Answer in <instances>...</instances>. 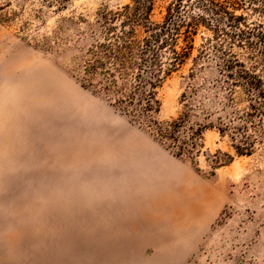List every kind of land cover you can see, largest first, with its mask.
<instances>
[{"label": "rangeland", "instance_id": "374dc122", "mask_svg": "<svg viewBox=\"0 0 264 264\" xmlns=\"http://www.w3.org/2000/svg\"><path fill=\"white\" fill-rule=\"evenodd\" d=\"M134 1L0 0V264H264V0H238L245 38L210 12L179 37L188 54L150 111L126 103L135 69L103 89L99 46ZM173 2L152 0L149 21ZM230 54L257 64L261 94L226 78Z\"/></svg>", "mask_w": 264, "mask_h": 264}, {"label": "trees", "instance_id": "16d2710c", "mask_svg": "<svg viewBox=\"0 0 264 264\" xmlns=\"http://www.w3.org/2000/svg\"><path fill=\"white\" fill-rule=\"evenodd\" d=\"M241 5L238 0H174L173 4L167 9L163 21L158 23L149 21V14L153 6L152 0H149L147 4L143 5V12H140L142 8L140 0L134 1L132 8L125 6L124 10L130 9L132 13L127 14L124 11V14L119 13L116 16L124 17L121 26L124 27L127 24L129 30H124L123 28L112 42L100 44L99 46L105 52L104 54L107 55L104 56L105 59L111 60V66L106 69L107 78L105 80L106 84L103 86L104 91L115 88L116 81L114 78L116 76L126 78L128 74L125 70L135 69L134 80L136 87L127 96L126 103L133 104L134 99L140 98L145 110H152L157 103L154 100V89L160 84L163 77L175 69L188 54V51L185 50L186 47H182L180 51L176 50L178 38L183 36V41L188 43L197 26L205 23L207 25L209 21L204 17L205 12H210L215 15L214 21L216 24L214 27L216 29L219 30L220 22L225 21L231 28L233 26L238 28V32L234 31L232 36H242L245 38L246 34H251V31L246 30L248 26L245 24L243 16H236L234 14L236 10L242 9ZM183 7H187V11L191 8H196L201 11V14L197 18L189 17L188 20L182 16L173 24L172 20L174 19L175 13H178ZM139 16H145V20L139 25L146 36L140 40H136L138 32H136L133 22L135 19L137 21ZM255 26V28L260 27L259 24ZM220 31L225 32V29ZM225 33L228 34L227 32ZM165 48L170 52V57L167 66L164 68L161 62V52ZM229 56L230 58L225 64V71L227 72L226 78L234 80L233 83H244L250 90L261 94L263 81L259 76L254 74V69L257 67V64L252 66L253 71H248L234 55L230 54ZM106 64L107 62L95 60L93 64L88 65L84 69L85 80L91 81V78L97 74V70L105 69ZM132 111L139 119L143 117V114L141 116L133 108ZM183 122V118H180L177 122L173 121L169 124V130L167 132H159V134L161 137L171 138L174 142L175 139L172 134L182 126ZM177 149L182 150L180 146H177ZM236 152L237 154L243 153L238 149Z\"/></svg>", "mask_w": 264, "mask_h": 264}]
</instances>
